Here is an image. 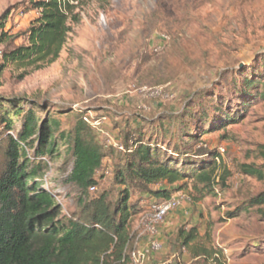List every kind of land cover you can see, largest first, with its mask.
<instances>
[{
	"label": "rangeland",
	"instance_id": "rangeland-1",
	"mask_svg": "<svg viewBox=\"0 0 264 264\" xmlns=\"http://www.w3.org/2000/svg\"><path fill=\"white\" fill-rule=\"evenodd\" d=\"M38 12L28 8V0H0V18L8 14L0 25L5 34L0 64L4 52L26 45ZM74 15L78 20L71 22L59 58L41 69L6 64L0 71V97L23 101L25 110L38 104L36 118L50 115L60 132L72 128L74 120L65 115L70 110L83 112L91 126L105 119L103 126L92 128L109 157L100 172L104 177H97L96 191L88 190V197L110 192L109 198H115L114 163L125 154L114 145L131 146L132 140L125 145L123 138L127 130L139 136L134 122L139 116L179 117L189 105L194 113L203 107L212 119L237 116L236 122L202 137L203 145L220 155L219 175H226L227 189L200 198L191 182L176 184L181 187L171 196L189 200L155 226V234L144 218L159 201L131 190L127 258L109 264H132V251L146 254L144 264H264V205L236 210L264 193V181L241 173L243 165L264 170V100L242 91L245 78L264 80V0H84ZM254 91L261 87L257 84ZM21 123L14 119L13 134ZM58 145L52 156L41 157L46 167L39 179L64 214H71L80 191L68 180L72 158L67 143ZM191 229L196 237L184 246L180 233ZM155 240L159 252L150 251Z\"/></svg>",
	"mask_w": 264,
	"mask_h": 264
},
{
	"label": "trees",
	"instance_id": "trees-1",
	"mask_svg": "<svg viewBox=\"0 0 264 264\" xmlns=\"http://www.w3.org/2000/svg\"><path fill=\"white\" fill-rule=\"evenodd\" d=\"M83 1L28 0V8L39 11L38 17L26 32V45L2 54L0 71L6 64L41 69L54 63L66 44L71 22L78 20L74 10ZM7 16H1V27ZM257 84L261 91H254ZM242 91L247 97L251 93L264 100V80L257 83L245 78ZM30 105L25 110L23 101L0 97V264L119 263L127 258L132 239L129 218L133 206H128L131 190L160 202L170 198L181 187L174 186L184 181L191 182L200 198L227 189L226 175H219L220 155L203 145L202 137L236 122L237 116L221 113V117L212 119L203 107L200 113H194L189 105L179 117L159 113L134 119L139 136L127 130L123 141L126 145L132 140L131 146L121 143L123 150L115 149L125 155L116 156L112 184L118 190L110 199V192L94 197L85 194L96 186L97 177H104L100 172L109 152L96 141L83 112H65L74 120L65 133L50 115L43 120L36 118L35 111L40 107ZM15 118L22 123L13 134ZM61 142L67 143L72 158L68 180L80 191L77 210L71 214H64L53 193L39 179L46 167L41 157L52 156ZM198 143L203 148L193 150ZM241 173L264 181L262 168L243 165ZM263 205L261 193L236 210L246 212ZM194 232L180 233L184 246L195 239Z\"/></svg>",
	"mask_w": 264,
	"mask_h": 264
},
{
	"label": "built area",
	"instance_id": "built-area-1",
	"mask_svg": "<svg viewBox=\"0 0 264 264\" xmlns=\"http://www.w3.org/2000/svg\"><path fill=\"white\" fill-rule=\"evenodd\" d=\"M84 121L87 123H91L87 117L84 118ZM105 119H96L94 122H92V126L94 128H100L104 125ZM115 148L118 151H122L123 147L120 143H117L114 145ZM220 152H223V150H220ZM91 193L96 191V187H91L89 189ZM183 200H189L188 198H185L184 196L177 194L173 195L168 199L162 200L158 203H156L153 206V210L151 214H148L145 216V220L148 222L147 228L151 232V234L156 233L155 226L161 225L164 223L165 218L172 213L173 211L179 209L182 206ZM161 249V244L158 241H152L150 243V251L151 252H159ZM129 258L132 264H144L146 260V254L141 251H132L129 254Z\"/></svg>",
	"mask_w": 264,
	"mask_h": 264
}]
</instances>
